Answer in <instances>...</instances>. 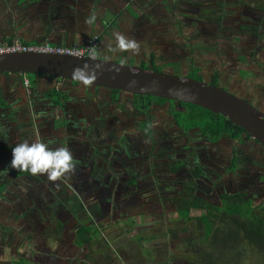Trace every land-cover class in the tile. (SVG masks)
<instances>
[{
	"label": "flooded vegetation",
	"instance_id": "obj_1",
	"mask_svg": "<svg viewBox=\"0 0 264 264\" xmlns=\"http://www.w3.org/2000/svg\"><path fill=\"white\" fill-rule=\"evenodd\" d=\"M195 17L198 20L195 27L198 29H193L194 34L210 37L216 32L223 33L225 20L200 12ZM251 20L252 26L264 27L261 20ZM186 25L192 26V20ZM256 29L261 32L262 28ZM128 33L131 34L129 39L133 37L140 46L145 45L144 38L149 37L147 31L136 28L130 29ZM153 35V39L159 38ZM189 39L185 36L183 41ZM161 44L164 45L160 48L164 55L172 56L176 51L174 48L165 49L168 46L166 43ZM171 46L174 44L171 43ZM185 48L188 61L194 63L196 46L188 42ZM153 49L150 66L141 67H163L158 52ZM199 51L203 52L200 48ZM245 52L251 72H256L252 50ZM242 57L236 56L230 61L233 69L237 68V61L241 63ZM168 62L167 66L181 69L179 61ZM193 71L202 78L201 81L212 85L216 81L215 86L228 91L220 86L224 78L219 71L207 77L201 73V66L192 65L186 74L177 75L188 77ZM37 79L42 83L38 85L34 78L32 83L29 81L30 89L26 91L28 98L33 101L32 117L41 120L37 126L39 139L51 141L52 147L66 146L78 163L75 171L63 181H50L46 175L32 176L12 169V148L8 145L24 140L33 141L36 137L25 128L28 126L18 128L14 124L17 120L7 123L6 101L13 104L17 100L14 95L7 97L0 89L6 100L2 99L6 105L5 111L0 107L1 116L6 120L0 127V133L3 130V133H8L5 136L0 134V143L5 145L0 146V258L17 253L21 255L17 262L25 260V264H34V252L26 258L23 255L28 250L25 253L21 248L35 243L37 238L45 242L50 237L60 243L69 230L75 227L77 232L86 220L98 225L100 220L104 222L119 214V209L132 213L138 208V212L144 216H149L151 210L162 212L163 207L178 212L188 206L192 196L202 197L219 206L222 205L223 196L232 195H242L252 202V206L264 202V146L247 133L238 139L222 136L213 141L210 134H204L199 127L187 129L178 122L177 112L187 111L179 102L152 100L147 107V101L141 98L145 95L83 86L81 83L47 76ZM53 89L57 93L48 96L47 93ZM34 94H38L36 103ZM254 104L264 113L261 103ZM162 110L166 112L163 119L155 114ZM24 111L27 112V109ZM47 117H53V120ZM3 149L7 152L3 153ZM110 197L114 203L108 201ZM116 197H120L117 203ZM143 208L148 211H142ZM192 211L205 214L204 210ZM99 212V220L92 218ZM229 222L235 227L233 222ZM258 249L264 255V245ZM254 254L256 256L257 253ZM43 258H47V255Z\"/></svg>",
	"mask_w": 264,
	"mask_h": 264
},
{
	"label": "rangeland",
	"instance_id": "obj_2",
	"mask_svg": "<svg viewBox=\"0 0 264 264\" xmlns=\"http://www.w3.org/2000/svg\"><path fill=\"white\" fill-rule=\"evenodd\" d=\"M105 5L106 7H104ZM199 12L225 20L223 33L216 32L210 37L194 34L193 29H198L195 27L198 23L195 14ZM254 18L261 20V25L264 24V0H109V5L104 3L100 6L99 20V24L111 26L110 32L105 37L107 42L114 44L112 34L117 32L129 38L131 34H127V32L133 28L147 31L149 37L144 38L145 45H141L139 55L130 53L126 56L121 53L111 55L112 53L103 51L100 53L101 46L98 47L96 54L98 57L118 63L148 67L150 66L151 49L155 48L153 50L158 52V56L161 58L159 62L163 65V67L157 66L156 71L181 75L182 73L186 74V70L192 65L201 66V73L206 74L207 77L219 71L224 78L222 81H225V84L220 81L221 87L224 86L234 95L247 99L254 107H256L254 104L256 102L264 106V27L252 26L251 19ZM186 20L187 23L192 20V26L184 24ZM256 27L262 28L261 32ZM176 29L178 33L175 31ZM136 33L140 34L139 31ZM153 33L159 38L153 39ZM185 36L190 37L186 42L183 41ZM131 39L134 38L131 37ZM161 42L168 44L165 49L174 48L176 50L172 56L164 55L162 49L160 50L164 46ZM188 42H192L194 47L196 46L195 52H193L194 63L188 61V52L185 48ZM171 43L174 46H171ZM199 48L202 49V53ZM103 49L104 47H102ZM205 50L206 52H204ZM248 50H252L253 68L256 72H251L250 63L245 59V51ZM236 56H243L244 59L241 58V63L236 60L237 68L233 69L230 61ZM168 61H179L181 69L167 66ZM223 63L225 64L223 65ZM261 67L263 68L261 69ZM17 76L18 74L0 75V89L7 86L10 93L14 92L17 100L11 104L2 97L0 92V107H3L2 109L5 111L6 105L3 103L5 100L8 104L6 108V115L9 118H6L7 123L9 124L10 121L14 123L17 120L18 122L14 124L19 126L18 128L28 126L25 128L32 131L36 139H39L37 126L40 125L41 120H34L32 117L34 115L31 112L33 101L27 96L22 78L20 77L21 81L15 79ZM4 77H14V80L7 81ZM26 77L31 83L34 78L38 85L42 83L40 79H37L39 76L27 75ZM226 77L227 80H225ZM246 95L249 96L246 97ZM37 98L38 94L35 95V103ZM25 109L27 112L24 111ZM155 114L160 115V118L163 119L166 112L162 110L159 114ZM1 115L2 113H0V127L6 121ZM23 115L25 117H20ZM157 116L156 120H158ZM50 118L47 117V119ZM51 119L53 120V117ZM27 123L31 125H26ZM17 143L8 145V147L12 148ZM0 146L5 145L0 143ZM3 151V153L7 152L5 149ZM108 201L114 203L111 197ZM119 201L120 197H116L115 203ZM260 202H258V206L264 203ZM169 205L167 204V206ZM143 210L148 211L146 208ZM162 210V212L161 210H151L148 212L149 216H144L138 212V208L132 213L119 209L117 211L119 214L111 216L113 218L110 220L107 218L104 222L100 220L98 225L92 220L83 221V225L94 224L97 229L93 232V241L82 248L75 244L76 228L74 227L69 230L70 232L68 231L65 237L61 238L62 242L60 243L50 237H47L45 242L41 238L35 239V243L28 245L30 251L28 246L21 248L25 253L28 250L27 255L24 253L23 256L29 258V254L34 252V264H59L61 263L59 258H64L63 260L66 258L69 264H76L75 262H78L77 264H264V255L260 253V249L254 243L247 244L243 241L244 234H241L229 220L216 223L212 236L206 239L204 229L196 219L184 220L179 211L170 207L167 209L163 207ZM202 214H204L202 211L191 212L193 218ZM100 215L99 212L92 218L99 220ZM108 215L110 216V214ZM43 244H45L44 247ZM13 250H15L14 246ZM254 252L257 253L256 256ZM44 255H47V258H43ZM20 256L16 253L2 258L0 264H13L19 260ZM86 256L91 258L89 262L84 260Z\"/></svg>",
	"mask_w": 264,
	"mask_h": 264
},
{
	"label": "water",
	"instance_id": "obj_3",
	"mask_svg": "<svg viewBox=\"0 0 264 264\" xmlns=\"http://www.w3.org/2000/svg\"><path fill=\"white\" fill-rule=\"evenodd\" d=\"M87 66L92 86L192 104L242 128L264 146V113L246 100L206 82L113 60L46 52L0 55V75L47 76L80 83L75 70Z\"/></svg>",
	"mask_w": 264,
	"mask_h": 264
},
{
	"label": "crops",
	"instance_id": "obj_4",
	"mask_svg": "<svg viewBox=\"0 0 264 264\" xmlns=\"http://www.w3.org/2000/svg\"><path fill=\"white\" fill-rule=\"evenodd\" d=\"M104 3L109 5V0H0V44L9 43L6 42L8 39H18L35 45L83 46L92 36L99 35L102 39L99 51L107 53L109 42L105 37L111 26L99 24L100 6ZM86 20H91V23H86ZM121 54L126 56L127 51ZM20 77L24 86L25 76L18 74L15 79L21 81ZM4 79L10 81L14 77ZM1 90L7 97L14 95L7 86ZM4 131L0 133L2 136L8 134ZM63 259L59 258V264H69L66 258ZM90 259L87 256L84 258L86 262Z\"/></svg>",
	"mask_w": 264,
	"mask_h": 264
},
{
	"label": "trees",
	"instance_id": "obj_5",
	"mask_svg": "<svg viewBox=\"0 0 264 264\" xmlns=\"http://www.w3.org/2000/svg\"><path fill=\"white\" fill-rule=\"evenodd\" d=\"M15 40L16 39H8L6 40V42L12 43ZM23 43L26 45H32L31 43L27 42ZM152 67V70H157L155 69L156 67H154L153 65ZM188 77L199 81L202 80L201 77H198V74L195 71H193L191 75H188ZM213 84H217L216 81H214ZM56 93L57 91L53 89L47 94L48 96L52 97ZM141 98L147 101V107H149V101L152 100H159L162 103L167 101V99L156 98L152 96H142ZM181 105L185 106L187 111L177 112L176 116L178 122H181L183 126H185V128L187 129L199 127L200 129H202L204 134H210L213 141L219 140L222 136H228L232 139H238L242 134H246V132L242 128L229 122L223 117L212 113L209 110L203 109L192 104L181 103ZM192 197V199L188 200V206L184 209H180L179 211L184 220L190 221L196 219L201 224L204 229L206 239L212 236L216 227V223H221L227 219L235 224V227L240 231L241 234H244V236H242L243 241H245L247 244L254 243L259 248H263V204L261 206H252V202L248 199H245L242 195L223 196L221 198V206H219L218 204L209 203L206 199L202 197ZM193 209L204 210L205 214L193 218L190 215V211ZM96 229L97 226H95L94 224L81 225L78 231L76 232L75 244H78L79 246H84L90 243L93 239V232ZM14 264H25V260L15 262Z\"/></svg>",
	"mask_w": 264,
	"mask_h": 264
},
{
	"label": "clouds",
	"instance_id": "obj_6",
	"mask_svg": "<svg viewBox=\"0 0 264 264\" xmlns=\"http://www.w3.org/2000/svg\"><path fill=\"white\" fill-rule=\"evenodd\" d=\"M86 23H91V20H86ZM113 36L114 44L109 42L108 52L116 54L127 51L131 55L140 54L139 42L118 32ZM74 76L83 86L92 85L96 79L87 66L75 70ZM51 144V141L43 139L17 143L12 147L10 167L32 176L46 175L50 181L65 180L75 171L78 161L66 146L52 147Z\"/></svg>",
	"mask_w": 264,
	"mask_h": 264
},
{
	"label": "built area",
	"instance_id": "obj_7",
	"mask_svg": "<svg viewBox=\"0 0 264 264\" xmlns=\"http://www.w3.org/2000/svg\"><path fill=\"white\" fill-rule=\"evenodd\" d=\"M101 38L99 35H94L89 42L83 46H56L50 44L40 45H26L22 41L16 39L12 43L0 44V55L14 52H46L55 54H66L79 57H92L99 58L96 54L98 47L100 46ZM24 86L26 89L30 88L29 79L24 78Z\"/></svg>",
	"mask_w": 264,
	"mask_h": 264
}]
</instances>
